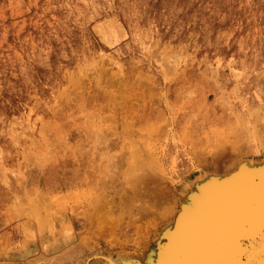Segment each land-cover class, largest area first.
<instances>
[{
  "label": "rangeland",
  "instance_id": "obj_1",
  "mask_svg": "<svg viewBox=\"0 0 264 264\" xmlns=\"http://www.w3.org/2000/svg\"><path fill=\"white\" fill-rule=\"evenodd\" d=\"M83 1L86 4L82 3V0H80L81 3L78 0H0V99L5 97L18 101L15 93L7 91L6 81L12 78L16 81L19 77L18 70H21L22 66L32 70L37 77H44L48 73L49 67L55 62L51 53L59 42L56 37L60 38L66 33L71 41L76 40L74 32H65L68 26L65 25L66 19L82 23L96 42L98 37L92 31L94 24L102 20L124 24V17L118 6L120 0ZM143 2L146 13L152 16V23L141 25L138 35H133L128 25H123L126 33H122L115 43L105 49L107 52L119 53V58L125 61L130 69L142 73L140 77L134 74L125 77V90L117 99L118 102H120L119 99L121 100L119 112L123 113L125 107L126 129L131 125L128 117L142 121L143 117L156 116L157 127L160 124L167 125L162 126L164 128L158 127L155 136V139H158L156 140L158 148L161 144L166 149L165 153L160 151V154H163V160H166L168 164L167 154L172 153L177 158V165H188L189 159L193 160V156L188 152L189 145L182 143L180 147H177L175 142L179 132L191 133L194 130L195 124L192 121L204 118L205 122L211 124L224 112H228L226 111L228 107L242 108L246 101L264 103V0H177L180 7L174 8L177 11L176 14H173L164 25H159L157 20L163 1L143 0ZM171 19H180L185 23L187 33L194 35L193 44L187 42L178 44L174 33L170 37L163 36L162 30L168 33L173 32ZM70 25L76 24L70 23ZM134 38H138L142 43L145 42L144 44H148L150 48L149 53L140 62H128L125 53L120 52L121 49L124 51L130 47ZM43 54L47 57V67L36 58ZM151 71L156 75L154 83L147 77ZM228 77L234 80L228 81ZM100 100H102L100 93L93 86L81 83L73 88L68 99L62 98L56 109L51 111V114L57 117L69 144H76L82 137L79 136L76 120L71 119L75 113L87 116L94 123L104 124V127L109 124L107 116L110 115V109H104ZM36 108L35 110L33 108V112L48 110L43 106ZM99 117L102 119L99 120ZM137 127L127 129L129 131L126 130L125 133L129 132L128 134L132 137L146 135L143 129L139 127L136 129ZM182 128L185 129L182 130ZM162 130L163 132H160ZM195 131H198L197 128ZM17 134L20 137L11 135L9 136L10 144L3 145L8 152H21L24 149L20 139L25 138V133L20 131ZM206 134L213 135L210 130ZM116 137L117 134H112L103 139L104 148L101 152L105 159L115 153V149H110L108 143ZM226 137L224 138L229 141V144L226 140L225 151L221 152L224 156L214 158L215 161L218 160L220 167L226 163L229 164L230 157L235 152L232 148V140L228 135ZM7 145L10 149H7ZM46 146L47 153L44 151L43 154L32 157L35 158L32 161L34 165L38 163L36 162L38 160L43 163V166L26 168V166L5 164L4 154L0 153V264H150L146 258L150 257L151 253L145 257L138 253L144 248L142 243L147 239L149 231L146 227L151 223H147L148 225L144 226V232L139 235L137 226L141 222L138 221L137 216L139 205L150 202L154 192L149 193V190H146L147 186L143 183L138 187L139 193L129 198L125 197L128 198L127 203L125 198H122L124 210L121 217L118 216L117 210L113 213L120 218L114 231L107 226L103 228L105 230L94 229L91 226L87 228L88 217L81 219L74 214H61V207L65 210L66 207L69 208V205L73 206L72 202L68 203L62 199L70 195L69 189L62 184L67 173L64 174L60 170L54 171V168L50 166L59 165L56 162L61 161L67 154L63 151L64 146L60 141L46 144ZM163 147L159 149L162 150ZM28 149L27 147L26 151ZM56 149H61L60 155L55 153ZM202 154L207 159L214 157L212 153L208 154V151L206 153L204 148ZM114 171H116L115 167H109V171L107 169V174L104 177L102 175L101 179L104 193L107 197L110 195V200L116 199L115 194L118 192L117 184L110 182ZM39 188L42 193L40 190V193L38 192ZM29 192L31 197L36 195L37 201L27 199ZM18 194L22 195L17 198ZM136 195L139 200L141 199L140 201L134 198ZM23 197L24 200H21ZM46 197H52L53 203L49 205L47 201L43 202L47 199ZM13 198L15 199L12 200ZM19 200H21L19 203L23 201L22 207L18 203ZM29 200L32 205L40 201L42 208L40 206V209H37L38 206H34L37 210L35 211V208L31 207L37 214L22 211L30 206V203L27 204ZM47 200L50 201V199ZM157 201V204L160 203L159 205L163 207L168 206L170 210L177 209V203L172 198L164 199V203L160 199ZM25 202L27 205H23ZM92 206L94 205L90 204L87 207L90 209ZM11 210L12 213H10ZM32 213L36 215L32 217ZM131 213L136 215L134 220ZM36 217L39 219L41 217L40 221L43 222L41 223ZM97 219H100L99 214L94 222ZM102 222L101 225L110 226L108 219ZM145 223L146 221L143 222ZM22 227L28 230L27 237ZM246 229L248 232L236 237L237 244L241 242L243 248L253 246L249 243H253V233L249 228ZM186 253L188 259V252ZM214 256L207 264L217 263V258ZM179 264L187 263L181 260Z\"/></svg>",
  "mask_w": 264,
  "mask_h": 264
},
{
  "label": "bare ground",
  "instance_id": "obj_2",
  "mask_svg": "<svg viewBox=\"0 0 264 264\" xmlns=\"http://www.w3.org/2000/svg\"><path fill=\"white\" fill-rule=\"evenodd\" d=\"M162 1L160 12L157 15L159 25H164L169 21L177 12L174 8L180 7L177 0ZM82 3L86 4L83 0ZM118 6L124 17V24L108 20L94 24L92 31L96 33L98 42L93 40L90 31L82 23L66 19L65 25L68 26L65 28V32H74L76 40L71 41L66 33L60 38L56 37L59 42L56 43L51 53L55 62L49 67L48 73L44 77H37L32 70L22 66L21 70H18L19 77L16 78V81L13 78L6 81L7 91L15 93L18 96V101L5 97L0 99V153L4 154L3 161L5 164L26 166V168L36 165L43 166V163L38 160H36L38 163L34 165L32 161L35 158L32 157L41 155L44 151L47 153L46 144L60 141L64 146L63 151L68 156L66 155L61 161L56 160L59 165L50 167L54 168V171L60 170L64 174L67 173L66 176L64 175L66 178L62 184L69 189L70 195H67L69 199L67 197L62 199L73 203V206L69 205V208L66 207L65 210L61 207L62 215L64 213L74 214L75 217L81 219L88 217L87 228L91 226L101 230L107 226L111 231H114L120 218L114 216L113 213L117 210L118 216L121 217L124 210L122 198H129V196L139 193L138 187L145 183L146 190H149V193L154 192V196L151 195L153 197L150 202L139 203V215L137 216L138 221L141 222L137 226L139 235L144 232V226L151 223L146 227L149 230L148 236L142 243L144 248L139 251V255L145 257L151 253V256L146 258L150 264H179L181 260L187 264H207L215 254L220 258L221 253H228L231 257L233 256L231 252L234 251L231 244L234 234L244 233V228H240V223L248 221L252 225V229L256 230L259 227L255 228V225L259 221L255 220L252 215H261L264 220V103L246 101L242 108L228 107L226 110L228 112H224L211 124L205 122L204 118L192 121L195 124L193 127L198 131H195L194 128L191 133L188 131L183 134L179 132V140L176 139L175 143L177 147H180L182 143L189 145L188 152L193 156V160L189 159L188 165H177L176 156L168 153L167 164L166 160L164 161L162 158L163 154H160V151L165 153L166 149L159 144V148L163 147L160 150L156 142L158 139H155L156 131L161 126L160 124L157 127L158 118L156 116L143 117L142 121L128 117L131 125L127 126L129 127L127 129L138 126L146 132V135L132 137L131 134H128L129 132L125 133L127 113L125 107H122L123 113L119 112L121 100L119 99L120 102H118L117 99L125 90V77L132 74L140 77L142 73L130 69L125 61L119 58V53L107 52L105 49L115 43L125 32L123 25H128L133 35H138L141 25L152 23V16L146 13L143 0H120ZM161 19L164 20L161 22ZM70 23L76 25H70ZM171 26L173 32L170 33L161 29L164 37H170L174 33L178 44L186 42L193 44L195 42L194 35L187 33L182 20L171 19ZM144 43L138 38H134L131 46L124 51L121 49L120 52L121 54L125 53L128 62H140L150 50L149 45ZM179 46L184 47L183 45ZM36 58L47 67L45 54ZM147 77L152 83L156 81L153 71ZM163 79H165L164 76ZM233 80L232 77H228V81ZM81 83L93 86L100 93L102 107L110 109V115L107 116L109 124L106 122L108 125L104 127V124L94 123L87 116L77 112L71 119L76 120L79 136L82 137L76 144H69L63 129L59 126L57 117L51 114V111L56 109L62 98L68 99L73 88ZM38 106L47 107L48 110L33 112V108L35 110ZM91 115L93 116L92 113ZM100 118L98 119L100 120ZM184 129L182 128V130ZM98 130L100 132L102 130V132L100 133ZM209 130L213 133L212 136L206 134ZM20 131L25 133V138L20 139L24 149L21 152L5 150L3 145L10 144L9 136L16 135L18 137L17 133ZM112 134H117V137L108 144L110 149H115V153L105 159L101 152L104 148L103 139L109 135L112 136ZM227 135L232 140V148L235 152L232 153L229 164L226 163L220 167L218 160L215 161L214 158L224 156L221 152L225 151L227 139L224 137ZM227 142L229 144L228 140ZM27 147L28 151H26ZM203 148L206 153L208 151V154L212 153L214 157L207 159L202 154ZM7 149H10L9 145H7ZM61 152V149L55 150L56 154L60 155ZM249 155L250 158L247 157ZM192 161L194 162L191 163ZM57 167L59 169H56ZM109 167L116 169L112 172L110 182L118 186V192L115 194L116 199L112 200H110V195L107 197L104 193V185L102 186L103 181L101 180L102 175L104 177L107 174V169L109 171ZM39 190L42 193L40 188L38 192ZM27 194V199L37 201L36 195L31 197L30 192ZM21 195L18 194V197L15 195V198H19ZM55 196L57 197V195ZM139 197L136 195L134 198L138 199ZM46 198L50 201L45 199L43 202L47 201L49 205L54 200L52 197ZM128 198H125V203ZM171 198L177 203L175 211L170 210L168 206L163 207L159 205L160 203L157 204L159 199L164 203V199ZM51 199L53 200L51 201ZM21 200H24V197ZM30 201L23 205L29 204ZM10 203L12 204V201ZM22 203L23 201L19 203L20 207H22ZM90 204L94 206L88 209L87 206ZM29 205L22 211L26 210V213L29 214L34 211V206H38L37 209L41 206L40 201ZM36 208L35 211H37ZM12 212L11 210L10 213ZM33 213L37 214V212ZM33 213L32 217L36 215ZM66 214L65 216H67ZM98 214L100 219L94 222ZM135 217L136 215H132L133 220ZM107 219L110 226L101 225L102 221ZM38 220L40 221L41 217ZM145 221L146 223L143 224ZM67 222L71 226L70 221ZM22 229L27 237L28 230L26 231L23 227ZM151 234L152 236H150ZM253 236V242L263 238L260 232H254ZM249 243L253 245L247 254V257L252 260L250 263L264 264V241L261 244ZM236 245H238L237 242ZM254 245L257 247L254 248ZM186 252H188V259ZM222 259L226 262L225 264L232 262L230 258L227 260V257Z\"/></svg>",
  "mask_w": 264,
  "mask_h": 264
},
{
  "label": "water",
  "instance_id": "obj_3",
  "mask_svg": "<svg viewBox=\"0 0 264 264\" xmlns=\"http://www.w3.org/2000/svg\"><path fill=\"white\" fill-rule=\"evenodd\" d=\"M254 216V217H253ZM252 217L255 220H258L259 222H256L255 229H252V225L248 222V221H244L242 224L240 223V228H245L244 232H248L246 228H249L251 233L254 232H260L262 233V239L258 240L257 242H253V243H257V244H261L264 241V224H262V222L264 220H262L263 216H257L256 214H253ZM246 224V225H245ZM240 232H237L234 234L231 244L233 245V252H231V254H233V256L229 257L228 253H221L220 258L218 257V255H216L217 257V264H225L226 262L223 261L222 258L227 257V260H229V258L231 259L232 262H230V264H249L250 262H252V260H250V258L247 257V254L250 251V247L248 248H243V245L240 243L239 245H236V237L240 236ZM257 246L254 245V248H256ZM246 262V263H244ZM251 264V263H250Z\"/></svg>",
  "mask_w": 264,
  "mask_h": 264
}]
</instances>
